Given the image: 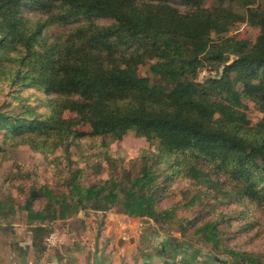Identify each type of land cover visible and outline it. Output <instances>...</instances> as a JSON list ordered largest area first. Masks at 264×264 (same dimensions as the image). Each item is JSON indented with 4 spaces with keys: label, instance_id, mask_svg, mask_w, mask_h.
Masks as SVG:
<instances>
[{
    "label": "trees",
    "instance_id": "trees-1",
    "mask_svg": "<svg viewBox=\"0 0 264 264\" xmlns=\"http://www.w3.org/2000/svg\"><path fill=\"white\" fill-rule=\"evenodd\" d=\"M25 1L0 0V60L5 54L16 57V45L22 46L11 60L14 66H2L0 61V70L3 78L11 76V84L36 85L45 95L52 93L53 101L49 116L39 120L0 110L4 136L35 150L63 148L66 156L72 146L81 153L90 144L98 149L97 157L111 161L109 144L134 129L145 133L149 142L158 141L159 148L118 176L84 184L78 169L69 170L62 190L47 185L32 189L21 210L26 211L30 245L38 248L37 253L48 249L44 239L51 235L49 224L80 211L118 207L130 218L157 224L173 220L180 202L158 207L159 196L169 187L167 180L185 185L181 190L189 194L185 208L198 205L202 212L226 199L228 205L251 206L264 216V0L243 4H256L247 8L259 27L254 43L225 36L229 20L222 11L213 15L202 7V0H176L187 6L184 12L173 8L170 0L148 7L149 0H28L48 11L43 22L34 23L33 31L21 20ZM53 6L60 9L58 16L51 12ZM93 17H108L114 24L85 23L48 47L43 44L41 32L49 25ZM133 42H139L141 53L138 49L129 53L136 47ZM116 43H125V50L116 49ZM44 47L47 54L38 52ZM143 60L148 77L137 73ZM205 67L218 72L197 82ZM243 96L262 109L255 125L246 115ZM65 110L75 112L89 130H74L63 118ZM161 165L166 169L160 170ZM41 199L43 207L35 210L32 200ZM225 215L207 214L193 235L218 249L228 233L220 229ZM255 227V222L243 226ZM254 237L259 238V231ZM223 251L232 264H264V249L243 252L224 247Z\"/></svg>",
    "mask_w": 264,
    "mask_h": 264
},
{
    "label": "rangeland",
    "instance_id": "rangeland-1",
    "mask_svg": "<svg viewBox=\"0 0 264 264\" xmlns=\"http://www.w3.org/2000/svg\"><path fill=\"white\" fill-rule=\"evenodd\" d=\"M25 2L21 20L26 22L23 25L25 29L33 31L34 23L43 22L47 18L48 11L39 9L36 4H30L28 0ZM157 2L158 0H149L146 7ZM170 3H175L173 8H177L178 11L184 12L187 9L184 3H178L176 0H170ZM200 4L210 9L213 15L216 12H223L229 20L225 36H236L240 40L255 42L259 27L250 20L247 8H255L256 4L245 7L244 0L227 2L202 0ZM221 4L224 6L220 8ZM53 7L51 12L58 16L60 9L57 6ZM91 22L107 27L114 24L108 17L72 18L64 24L49 25L42 30L40 37L43 39V44L48 47L54 40L63 38L83 24ZM113 41L117 40L113 39ZM135 43L136 47L132 46L129 53H135L136 49H138L137 53H141L142 48H138L137 45L139 42ZM16 46L14 51L17 57L18 50H21L22 46ZM125 46V43H121L116 49L123 52ZM38 52L47 54L45 47L39 48ZM16 57L15 53L5 54L0 60L1 65L9 66L8 68L14 66L15 62L11 60ZM3 72L0 70L2 112L12 117L21 116L29 121L49 116L53 101L52 93L45 95L43 88L36 85L29 87L26 81L11 84V76L3 78ZM217 72L205 67L198 73L196 81L203 83ZM137 73L141 77H148L145 60L137 65ZM242 100L251 124H257L263 116L262 109L245 96ZM63 118L71 123L74 130L82 132L89 130L88 125L78 121L73 111H63ZM87 146V149L81 153L72 146L66 156L63 148L54 152L44 147L35 150L29 144L19 142L17 138L5 137L0 131V264H37V262L45 264L48 263V255L61 257L62 260L57 264H74L72 262L74 258L76 264H162V258H169L170 264L173 254L196 256L202 259L205 256L208 258L212 256L217 264L220 261L232 264L233 260L223 251L224 247L243 252H257L264 249L262 229L264 216L257 210L251 206L228 205L226 199L222 205L214 204L206 207L202 212L198 205L185 208L183 204L187 202L186 196L189 194L181 191L186 187L175 179L171 184L169 180L165 182L169 187L158 198L159 208H169L172 204L181 203L173 220L157 224L145 218H130L122 214L118 207H112L106 212L80 211L68 220L45 223L49 224L52 235L57 236L58 244L48 247L44 253H37L38 248L30 245L31 228L26 222V211L21 210L32 189L47 185L51 189L62 190L64 181L69 176V170L76 169L79 170L78 178L84 184L105 180L110 176L120 175L123 169L132 170L145 153L156 154L159 151L158 141L149 142L145 133H138L134 129L109 144L108 154L111 161L97 157L95 152L98 149L90 148V144ZM159 168L164 170L166 166L161 165ZM155 174L159 180H162L160 171ZM31 203L33 208L38 210L43 207L45 200H32ZM220 212L227 213L225 222L220 223V229L223 233L226 231L228 233L226 241L224 240L218 249L214 250L210 243L203 244L193 235V230L207 219V214L215 215L216 218ZM230 218L231 222L228 223ZM253 222L256 223L254 229L243 228L244 225ZM183 226L186 230L182 229ZM258 231L259 238L256 239L254 236ZM44 241L46 242L45 239ZM161 255L164 257H160Z\"/></svg>",
    "mask_w": 264,
    "mask_h": 264
},
{
    "label": "crops",
    "instance_id": "crops-1",
    "mask_svg": "<svg viewBox=\"0 0 264 264\" xmlns=\"http://www.w3.org/2000/svg\"><path fill=\"white\" fill-rule=\"evenodd\" d=\"M53 233H51L52 235ZM55 236V235H54ZM57 236L55 237V244L53 246H48V247H54L57 246L58 244V240H57ZM51 249V248H49ZM77 254H75L74 257H76ZM47 262L45 264H57V262H60L62 260L61 257H55V256H47ZM160 257H164L163 255H161ZM178 257V258H177ZM169 258H162V264H169ZM38 261V260H37ZM72 261V260H71ZM171 263L170 264H217L215 262V258L214 257H210L208 258L207 256L204 257V259L200 258V257H196V256H187V255H182V254H173V258H171ZM74 264H76V259L74 258L72 261ZM218 262V261H217ZM40 262H37V264H39ZM161 263V262H160ZM218 264H223V263H219Z\"/></svg>",
    "mask_w": 264,
    "mask_h": 264
},
{
    "label": "built area",
    "instance_id": "built-area-1",
    "mask_svg": "<svg viewBox=\"0 0 264 264\" xmlns=\"http://www.w3.org/2000/svg\"><path fill=\"white\" fill-rule=\"evenodd\" d=\"M47 246H53L55 244V237L53 235H50L46 239Z\"/></svg>",
    "mask_w": 264,
    "mask_h": 264
}]
</instances>
